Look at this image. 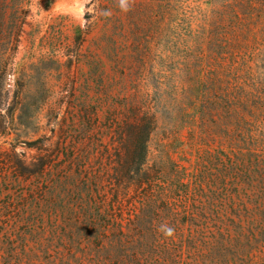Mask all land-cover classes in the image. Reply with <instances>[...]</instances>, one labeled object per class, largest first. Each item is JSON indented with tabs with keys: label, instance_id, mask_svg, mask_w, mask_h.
<instances>
[{
	"label": "rangeland",
	"instance_id": "rangeland-1",
	"mask_svg": "<svg viewBox=\"0 0 264 264\" xmlns=\"http://www.w3.org/2000/svg\"><path fill=\"white\" fill-rule=\"evenodd\" d=\"M212 5L0 0V264H264V199L219 93L235 84L227 46L245 42L231 21L210 29ZM149 112L150 135L127 129Z\"/></svg>",
	"mask_w": 264,
	"mask_h": 264
},
{
	"label": "trees",
	"instance_id": "trees-1",
	"mask_svg": "<svg viewBox=\"0 0 264 264\" xmlns=\"http://www.w3.org/2000/svg\"><path fill=\"white\" fill-rule=\"evenodd\" d=\"M23 1L21 0V2ZM209 3L213 4L212 8L215 14L209 18L208 25L215 24V21H218L219 24L231 21V32L235 36L240 35L244 40L243 42H245L231 47L230 45L227 46L228 52L223 55L225 60L221 62V65L226 66L229 71L233 72L235 84L222 91L219 88L217 90L222 96L221 101L229 104L227 112L228 125L233 127V134L230 138L231 148L238 152H244L243 157L251 166L247 174L250 178L249 188L257 197L264 199V79L251 87L240 78V74L249 72L251 64H254L260 70V73H264V0H209ZM217 11L218 14H216ZM22 12L26 14L25 11ZM24 25H26L25 17L22 20L20 29H18L17 37L22 32V26ZM218 28L219 25L215 24L210 29L217 31ZM76 31L78 34L77 39H79L81 30L77 28ZM215 35L221 37L219 34ZM250 40L254 43L253 47L247 44L251 42ZM17 43L18 40L16 39L15 46H17ZM258 46L263 47V50H260ZM14 50L16 49L14 48ZM8 60L9 58L2 60L0 65V102L9 96V91L5 89L7 76L10 75V70L7 69ZM9 63L12 64V61ZM28 79H31V76L22 71L21 77L15 81V86L18 88L13 93L15 99L20 98V91L24 83L28 82ZM39 99L44 98L40 96L34 98L36 101ZM155 127L156 117L149 112L148 123L138 124L136 122L128 125L127 129H130L135 136L147 137ZM136 131H138V134H135ZM4 134L5 130H1L0 135ZM135 144L138 146V150H134L133 154L140 156L135 160V163L138 167H141L143 164L144 143L143 141H137ZM33 145L30 144V147ZM14 164L16 169L25 167L19 161ZM152 184L153 181L149 180V187ZM187 187L186 184L185 188ZM155 203V200H149V208H154Z\"/></svg>",
	"mask_w": 264,
	"mask_h": 264
},
{
	"label": "clouds",
	"instance_id": "clouds-1",
	"mask_svg": "<svg viewBox=\"0 0 264 264\" xmlns=\"http://www.w3.org/2000/svg\"><path fill=\"white\" fill-rule=\"evenodd\" d=\"M160 230L163 232L164 236L170 237L174 233V229L170 226L161 225Z\"/></svg>",
	"mask_w": 264,
	"mask_h": 264
}]
</instances>
